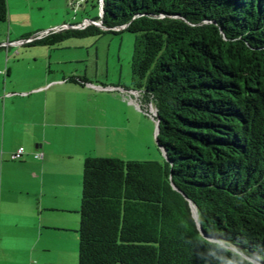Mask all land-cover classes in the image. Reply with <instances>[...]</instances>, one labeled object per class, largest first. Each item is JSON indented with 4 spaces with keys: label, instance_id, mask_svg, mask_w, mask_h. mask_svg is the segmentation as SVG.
Returning a JSON list of instances; mask_svg holds the SVG:
<instances>
[{
    "label": "trees",
    "instance_id": "1",
    "mask_svg": "<svg viewBox=\"0 0 264 264\" xmlns=\"http://www.w3.org/2000/svg\"><path fill=\"white\" fill-rule=\"evenodd\" d=\"M89 1L136 35L131 90L166 159H84L77 264H264V0Z\"/></svg>",
    "mask_w": 264,
    "mask_h": 264
},
{
    "label": "crops",
    "instance_id": "2",
    "mask_svg": "<svg viewBox=\"0 0 264 264\" xmlns=\"http://www.w3.org/2000/svg\"><path fill=\"white\" fill-rule=\"evenodd\" d=\"M29 39L0 37V264H77L83 162L97 156L87 137L125 140L135 96L36 71Z\"/></svg>",
    "mask_w": 264,
    "mask_h": 264
},
{
    "label": "rangeland",
    "instance_id": "3",
    "mask_svg": "<svg viewBox=\"0 0 264 264\" xmlns=\"http://www.w3.org/2000/svg\"><path fill=\"white\" fill-rule=\"evenodd\" d=\"M6 6L7 20L0 22V37L4 39L11 33L18 38L36 40L44 32L55 34L57 29H83L99 23L89 22L99 16V9L89 0H6ZM135 37L127 32H103L64 39L52 46H27L21 55L28 57L36 71H59L68 78L73 73L92 84L131 90L130 64ZM128 106L131 120L126 125L125 140L117 145L110 140L96 142L93 136H88L89 144L97 152L93 157L161 162L163 156L156 145L155 122L150 115L153 109L145 112L135 105ZM99 113L102 115L101 110ZM107 117H111L110 111ZM192 217L195 219L194 213Z\"/></svg>",
    "mask_w": 264,
    "mask_h": 264
},
{
    "label": "built area",
    "instance_id": "4",
    "mask_svg": "<svg viewBox=\"0 0 264 264\" xmlns=\"http://www.w3.org/2000/svg\"><path fill=\"white\" fill-rule=\"evenodd\" d=\"M58 30V32L59 31H62V30H64V29H57ZM48 34V32H44V33H41L39 36H37V38L36 39H41V38H43L44 36H46ZM35 39L34 38H32V39H29L27 42H32V41H34ZM14 45H21V44H23V41H18V42H15V43H13ZM5 47L6 45H2V46H0V47ZM110 90H113V91H119V92H122V90L121 89H119V88H109ZM131 94H133L134 96H135V99L133 98V99H131L132 100V103L137 107V108H139L140 109V103H139V96H140V92L139 91H135V92H133V91H131L130 92ZM149 109L150 108H152L153 109V107L151 106V107H148ZM148 110V109H147ZM150 115H151V117H152V119L154 120V115H155V110L153 109V112L152 113H150ZM24 154V150H23V148H19V149H17L14 153H12L11 155H10V160L11 161H18V160H20L21 159V157H22V155ZM34 158H36V159H40L41 158V155H35V157Z\"/></svg>",
    "mask_w": 264,
    "mask_h": 264
},
{
    "label": "water",
    "instance_id": "5",
    "mask_svg": "<svg viewBox=\"0 0 264 264\" xmlns=\"http://www.w3.org/2000/svg\"><path fill=\"white\" fill-rule=\"evenodd\" d=\"M98 17L100 19L102 17V3H100V6H99V16ZM89 22H91V24L93 23V21H89ZM92 25H94V24H92ZM70 27L72 28V26H70ZM96 27H98L99 29H101L103 31H114V32H119V31H122L123 29L126 28V26H122V27H115V28L109 29V28H106V27L102 26V24L100 22L97 24ZM131 91L135 92L137 90L132 89ZM154 117H156V114L154 115ZM154 122H155V134L154 135L156 136L157 133H158V121H154ZM161 153H162L163 158L166 159V155L163 152V150H161ZM189 205H190V208H191L192 215L194 213L195 219L197 220L196 208L194 207V205H192L191 202H189ZM197 226H198L199 231L201 232V227L199 225H197ZM201 235H203V234H201Z\"/></svg>",
    "mask_w": 264,
    "mask_h": 264
},
{
    "label": "flooded vegetation",
    "instance_id": "6",
    "mask_svg": "<svg viewBox=\"0 0 264 264\" xmlns=\"http://www.w3.org/2000/svg\"><path fill=\"white\" fill-rule=\"evenodd\" d=\"M42 39V38H41ZM37 40H40V39H36V40H34V41H37ZM34 41H32V42H34Z\"/></svg>",
    "mask_w": 264,
    "mask_h": 264
}]
</instances>
